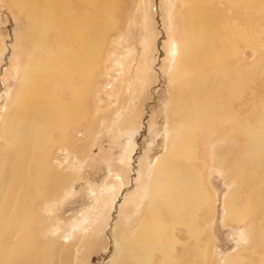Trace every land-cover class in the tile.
I'll use <instances>...</instances> for the list:
<instances>
[{
    "label": "bare ground",
    "instance_id": "1",
    "mask_svg": "<svg viewBox=\"0 0 264 264\" xmlns=\"http://www.w3.org/2000/svg\"><path fill=\"white\" fill-rule=\"evenodd\" d=\"M10 1L26 11L28 35L38 27L51 32L34 36L33 54L39 51L44 61L30 57L33 68L25 67L19 92L0 122V264H85L89 251L109 245L103 233L108 217L97 214L95 222L74 227L60 239L59 227L40 226L34 207L40 201L47 206L70 175L64 161L51 162L48 148L64 146L77 157L69 129L84 121L95 127L92 117L108 116L104 109L91 110V78L108 30L106 17L120 0H75L77 7L83 3L91 10L90 16L70 11V0ZM219 4L232 8V14H217L213 7ZM177 6L172 19L178 30L170 34V144L152 168L138 171L145 200L136 195L121 204L114 225L119 248L110 264H208L213 197L203 173L207 157L234 183L223 199V221L240 223L245 238L258 237L222 264H264V113L250 109L245 114L241 97L243 85L252 84L264 67V58L259 60L264 41L257 38L264 0H178ZM45 40L51 46L40 52ZM243 44L256 49V61L243 58ZM120 109H115L117 122L130 125L132 110ZM218 141L225 143L224 149L216 148ZM204 143L207 148L200 154ZM125 159L110 165L113 179L106 187L114 189L104 201L107 214L120 185L129 180ZM245 250L259 253L254 257Z\"/></svg>",
    "mask_w": 264,
    "mask_h": 264
},
{
    "label": "rangeland",
    "instance_id": "2",
    "mask_svg": "<svg viewBox=\"0 0 264 264\" xmlns=\"http://www.w3.org/2000/svg\"><path fill=\"white\" fill-rule=\"evenodd\" d=\"M177 2L178 0H120V6L108 13V30L103 33L98 67L91 78V110L96 107L98 110L104 109L108 116L92 117L95 127L84 121L69 129V142L74 145L72 148L76 149L78 156L81 153L79 157H75L74 153L69 154L64 146L54 145L48 148L51 162L56 165L64 161L65 172L70 175L68 174V180L60 194L52 197L47 206L44 201H40L34 207L36 213L38 211L40 226L48 223L59 227L58 236L62 239L74 227L81 228L88 222H95L99 216L97 214H102L103 218L108 217L103 233L107 236L109 245L105 249L89 251L85 264L111 263L119 248L114 225L120 206L128 197L130 200L131 196L137 195L138 198L139 195L145 200L142 185L138 187V171L140 167L147 165L152 168L156 158L169 147L171 130L167 110L172 100L173 85L170 77L174 67V42L170 34L178 30L177 22L172 19L178 9ZM16 3L18 7L10 0H0V122L2 115L9 111L14 95L19 92L25 67L33 68L30 57L38 63L44 61L38 54L39 51H34L33 54L34 36L40 33L48 35L51 32L38 27L28 35V16L21 3ZM84 5L82 3V7H77L75 0H70L69 10L90 16L91 10ZM180 8L182 9L181 6ZM223 8V4L213 7L220 16L232 14V8ZM263 12L261 9L257 20L260 29L257 38L264 41ZM223 18L228 20V17H222V20ZM50 46V40H45L44 46L39 45L38 48L41 52ZM240 49L248 63L259 58L252 46L243 44ZM262 58L263 48L260 50L259 60ZM256 75L259 77L252 84L248 82L243 85L241 97L245 114L250 109L257 115L264 113V67ZM140 79L142 86L139 87ZM15 104H18V99L13 101L12 107ZM115 109L132 110L133 122L130 125L117 122L119 113ZM200 130L201 127L197 128L195 133L198 134ZM224 146L223 141L216 143L217 149L222 150ZM206 148L207 143L201 144L199 153ZM126 156L129 180L120 185L107 214L108 202L104 201L114 189V185L106 187L113 179L110 165ZM206 163L203 173L206 186L213 197L212 216L208 219L210 224L207 226L210 232L207 263L222 264L226 256L232 255L240 247L245 249L247 245L251 246L258 237H254V241L253 236L245 238L239 228L240 223L223 221V199L225 195L232 193L234 183L226 177L225 169L215 164L210 157H207ZM38 207L41 208L38 210ZM102 216L99 218L100 222L103 220ZM256 251L243 252L254 255Z\"/></svg>",
    "mask_w": 264,
    "mask_h": 264
}]
</instances>
